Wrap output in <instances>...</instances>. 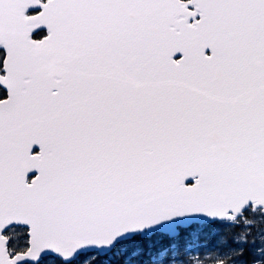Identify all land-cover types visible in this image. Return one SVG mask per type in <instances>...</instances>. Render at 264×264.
<instances>
[{"label":"snow or ice","instance_id":"obj_1","mask_svg":"<svg viewBox=\"0 0 264 264\" xmlns=\"http://www.w3.org/2000/svg\"><path fill=\"white\" fill-rule=\"evenodd\" d=\"M0 264H264V0H0Z\"/></svg>","mask_w":264,"mask_h":264}]
</instances>
